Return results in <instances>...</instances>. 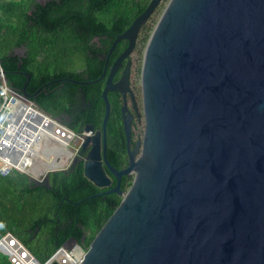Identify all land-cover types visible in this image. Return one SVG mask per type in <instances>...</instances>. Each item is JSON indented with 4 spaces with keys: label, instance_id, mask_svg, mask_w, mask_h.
Returning <instances> with one entry per match:
<instances>
[{
    "label": "water",
    "instance_id": "obj_1",
    "mask_svg": "<svg viewBox=\"0 0 264 264\" xmlns=\"http://www.w3.org/2000/svg\"><path fill=\"white\" fill-rule=\"evenodd\" d=\"M160 2L149 0L114 36L94 81L118 41L127 45L113 66L128 56ZM164 2L139 69L142 127L132 149L123 119L126 165L115 169L106 158L108 109L100 130L83 127L94 132L80 146L83 175L110 186L107 167L116 184L96 195L121 200L81 264H264V0ZM128 67L115 83L108 75L105 100L109 90L127 89ZM23 75L19 93L28 99ZM123 175L132 177L126 191ZM32 180L47 183L48 173Z\"/></svg>",
    "mask_w": 264,
    "mask_h": 264
},
{
    "label": "trees",
    "instance_id": "obj_2",
    "mask_svg": "<svg viewBox=\"0 0 264 264\" xmlns=\"http://www.w3.org/2000/svg\"><path fill=\"white\" fill-rule=\"evenodd\" d=\"M91 1L75 0L69 10L74 16L77 9L85 14L93 6L98 8V12L92 14L94 20H103L100 30L105 36L106 50L115 34L123 32L149 0ZM51 6L52 3L40 5L35 0H0V69L7 85L16 91H20L26 81L23 73H29L30 79L25 86L28 99L41 111L60 119L59 111L65 103L58 100L54 104L52 83L66 73L79 79L94 78L91 71L97 65L91 63L85 76L84 72L69 70L68 64L73 62V54L80 59L90 47L91 31L96 29L85 28L82 34L83 30L75 26L51 27L54 19ZM157 9L154 13H158ZM155 23L156 19L151 16L141 28V48ZM121 43L117 42L115 50L120 49ZM60 120L76 131L86 123V119L80 118L75 123ZM106 158L115 169L125 166V138L121 125L114 131L106 124ZM131 181V176L123 175L120 190L126 191ZM115 184L113 179L110 188ZM99 192H103L102 189L83 175L81 156L65 169L48 172L47 183L34 182L18 171L0 176V237L11 233L41 263L70 238L85 250L121 200L115 192L96 195ZM0 264L12 263L0 253Z\"/></svg>",
    "mask_w": 264,
    "mask_h": 264
},
{
    "label": "flooded vegetation",
    "instance_id": "obj_3",
    "mask_svg": "<svg viewBox=\"0 0 264 264\" xmlns=\"http://www.w3.org/2000/svg\"><path fill=\"white\" fill-rule=\"evenodd\" d=\"M73 1L75 0H35V2L40 5L52 3L51 10L53 12L54 19L50 24L53 28L75 26L83 30L81 32L82 34L85 33V28L90 29L92 27L96 29V31H91L92 35L89 39L90 47L85 49V53L81 56L80 59L76 57V54H73L71 58L73 62L68 64L69 70L74 69L75 73L84 72L85 76H87V73L92 67L91 63L97 65V67L93 68V70L91 71V74L95 75L94 78L88 79L85 77L84 79H79L77 77L69 75L68 73H66V75L64 76L55 78L52 83V90L54 92L53 102L55 104L58 100H61L65 103V106H62L59 111V117L64 122L75 123L79 118L86 119V123L84 125H92L93 128V124L99 125V127L94 128V130L101 129V123L103 121L105 111L106 109H108L106 124L108 123V125H110V128H112V130L114 131H117V129L121 125L125 138V153L127 161L126 137L123 130V119L125 117L129 116L130 123L131 142L129 144V149H132L135 142L140 139L136 137L134 133L133 124L141 120L140 95L137 88V79L142 61L144 47L147 41H145L143 50L140 51L139 40L142 32L141 28L145 23L139 28L133 48L128 54V56L116 63L115 66H113L115 60L118 58V56L121 54V52L127 45V41L125 39H122L120 40L122 41L120 49L115 50V46L117 44L116 43L111 53L109 54L104 75L99 80L94 81L100 77L104 70L105 59L107 57V52L112 42L105 50V36L100 30V27L103 26V20H94V16L92 14L95 11L98 12V8L96 9V7L93 6L91 11L88 13L85 12V14L82 13V9H77L76 14L72 16V12L71 10H69V6ZM91 2L94 1L92 0ZM158 6L159 4L155 8V10L158 8ZM154 12L149 17L153 16ZM127 61L129 62L127 89H125L123 93L119 90H109L106 93V101L105 98L102 96V91L105 86L108 75L111 73V83L117 82L121 76V73ZM80 124L81 123H79L78 125ZM79 154L81 157H83L85 155V151L81 153L79 151ZM104 171L110 180L111 186L114 177L109 173L107 167H104ZM110 186L99 188H101L102 191H106L110 188Z\"/></svg>",
    "mask_w": 264,
    "mask_h": 264
},
{
    "label": "built area",
    "instance_id": "obj_4",
    "mask_svg": "<svg viewBox=\"0 0 264 264\" xmlns=\"http://www.w3.org/2000/svg\"><path fill=\"white\" fill-rule=\"evenodd\" d=\"M93 131L73 130L59 118L41 111L19 91L7 85L0 71V176L13 171L42 181L45 173L68 167L80 156V146ZM78 247L80 253H74ZM0 253L12 264H81L84 250L61 246L45 262H39L9 232L0 237Z\"/></svg>",
    "mask_w": 264,
    "mask_h": 264
},
{
    "label": "rangeland",
    "instance_id": "obj_5",
    "mask_svg": "<svg viewBox=\"0 0 264 264\" xmlns=\"http://www.w3.org/2000/svg\"><path fill=\"white\" fill-rule=\"evenodd\" d=\"M165 5L166 4H165L164 0H161V2L159 3L158 9H157L158 13H154L153 16H152V19H156L157 20L160 11L163 10V8L165 7ZM139 50L140 51L143 50V47L141 48V45H140V49ZM141 127H142L141 120L140 121H137V122H135L133 124L134 133H135L136 137H138V138L141 137ZM74 253L79 254L80 253V249L78 247H75L74 248Z\"/></svg>",
    "mask_w": 264,
    "mask_h": 264
}]
</instances>
